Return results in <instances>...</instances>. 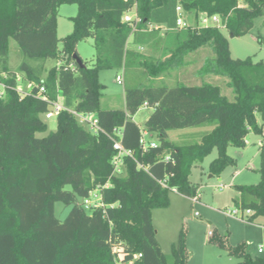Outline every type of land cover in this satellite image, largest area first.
<instances>
[{"label":"trees","instance_id":"obj_1","mask_svg":"<svg viewBox=\"0 0 264 264\" xmlns=\"http://www.w3.org/2000/svg\"><path fill=\"white\" fill-rule=\"evenodd\" d=\"M62 3H76L77 11L71 32L59 38L56 15ZM178 5L194 14V24L176 26ZM263 6L264 0H243L239 6L238 0H0V81L8 85L0 97V264H186L183 230L170 255L164 254L152 209L168 207L171 190L198 196V186L188 179L195 161L216 148L209 169L218 173L232 162L227 145L242 147L249 131H261L255 114L264 122V61L232 58L220 28L231 36L249 33ZM133 8L141 18L136 31L132 21L123 20ZM201 13L218 15L221 24L200 27ZM149 24L157 28L146 31ZM86 38L93 39L94 56L82 59L80 67L73 54L78 40ZM10 39L24 56L15 71L9 66ZM204 45L214 56L201 74L227 77L232 99L209 82L137 84L124 88L125 110L100 108V70L123 69L153 80ZM143 47L158 54H146ZM56 58L62 60L46 69V61ZM20 73L42 85L48 100L37 97L35 85L28 94L18 93ZM59 98L65 109L55 116L56 130L36 136L46 130L42 115L49 102ZM144 102L153 108L144 129L156 134V146L145 150L139 143L144 129L131 118ZM71 110L95 114L105 133L84 128ZM205 125L211 129L197 140L168 138L171 129ZM114 129L132 153L122 157L119 168L107 136ZM258 150L259 182L234 186V203L251 211L248 220L264 214L263 141ZM92 190L101 204L87 208L79 199ZM60 200L72 204L61 220L54 215ZM244 248L225 246L239 258L235 264H264V257Z\"/></svg>","mask_w":264,"mask_h":264},{"label":"rangeland","instance_id":"obj_2","mask_svg":"<svg viewBox=\"0 0 264 264\" xmlns=\"http://www.w3.org/2000/svg\"><path fill=\"white\" fill-rule=\"evenodd\" d=\"M76 11V3H62L57 7L56 35L59 38L71 32L73 27L71 17L76 14ZM262 12L254 18L252 28L247 34L231 36L221 26L220 31L228 39L232 58L240 59L251 56L255 62L264 61V6ZM182 15L186 17L190 24L195 23V16L192 12H184ZM198 17L201 18L202 15L199 14ZM139 50L146 52V54H158L150 47H143ZM76 51L83 60H91L94 56L93 39L78 40ZM8 56L10 69L15 71L19 63L24 60V56L20 54L17 43L13 39H10L9 42ZM213 56L214 53L209 46L204 45L185 54L182 65L169 68L166 72L160 74L158 78L149 79L148 81H144L132 72L130 74L126 73L123 69L100 70V108L125 110L124 88L137 84L172 86L176 82L196 85L209 82L220 87L222 94L232 99L234 94L232 88L227 85V77L213 73L201 74L203 64L209 59L211 60ZM25 60L31 62L29 59ZM61 60V58L47 60L45 68L48 69ZM42 74L44 78L46 76L45 72ZM117 74L122 75V83L116 81ZM18 79L16 90L19 92L28 91L32 81L25 78L21 73ZM152 110L153 108L150 106L142 105L131 118L141 129H144L146 127L144 122ZM94 116L95 114L88 115L89 119ZM255 117L261 131L259 133L249 131L245 136V144L242 147L227 145L226 153L232 158V162L226 163L218 173L213 174L209 169L211 160L218 155L216 148H213L201 159L196 160L192 165L188 179L198 186L199 199L197 201H192L190 199L192 196L185 197L171 190L168 195L170 199L169 206L152 209L151 218L155 236H157L164 254L170 255L171 245L177 241L178 232L182 229L185 236L186 264H235L239 258L228 253L225 246H235L241 243L245 246V252L250 253L252 256L264 257V214L246 221V215L241 217V212L243 213L244 210H241L234 203V199H237L234 190L235 185L256 184L260 180L258 146L262 141L264 142V122H262L260 113H256ZM42 119L46 123V130L37 132L36 136L38 137L56 130L55 116L47 119L42 115ZM82 126L89 129L87 123H82ZM210 129V125L171 129L168 138L176 142L197 140L200 133ZM145 138L156 141V134ZM66 188L70 187L67 185ZM98 197L99 193L97 191L96 197L91 196L90 199L94 202L97 201ZM79 201L83 202V199H79ZM71 207L72 204H65L61 200L55 201V217L59 220L63 219ZM226 210H237L238 213L229 215L224 213ZM211 238H214V241ZM219 242L223 246L219 245Z\"/></svg>","mask_w":264,"mask_h":264},{"label":"built area","instance_id":"obj_3","mask_svg":"<svg viewBox=\"0 0 264 264\" xmlns=\"http://www.w3.org/2000/svg\"><path fill=\"white\" fill-rule=\"evenodd\" d=\"M243 4V0H238V6L239 5H242ZM186 11H184V9H182L181 6H177L176 7V15H177V19H176V26L179 28V29H183L184 27H187V26H190L191 24L187 21L186 17H183L182 13H184ZM202 17L199 18L198 17V25L200 27L202 26H208L210 24H217V25H220L221 24V19L218 15H208V14H205V13H201ZM124 18L123 20L125 22H129V21H132L131 23V31H136L138 28V24L140 23L141 21V18L139 16L136 15L135 13V10L134 8L131 9L130 11H128L126 14L123 15ZM151 28H157V25H154V24H149V26L147 27L146 31L147 30H150ZM19 80V79H18ZM116 81L118 83H122L123 82V77L121 74H117L116 75ZM35 85L37 88H38V96L37 97H41L42 99L44 100H48V97L47 95L45 94L44 92V87L42 85H37V84H34L32 82V84H30V87H29V90L30 88ZM8 87V85L4 82V81H0V97L4 96L5 95V90L6 88ZM28 90V91H29ZM28 91H25V92H19L17 91L18 93H20L21 95H25V94H28L29 92ZM143 106H147L146 102L143 103ZM61 109H65V107L63 106L60 98L55 100V101H50L49 102V109L48 111L44 114L45 118H51L53 116H56L58 114L59 111H61ZM71 112L77 117L78 121L82 124V123H87L89 125V129L92 131V132H98V131H101L103 133H105V131L99 127V124H98V120H97V117L94 116L92 119H89L88 115L89 114H86V113H81V112H77V111H74V110H71ZM107 136L111 139L112 141V145H113V149H115L116 151V154L114 156V159H113V164H115L116 168H119V166L121 165V159L124 155H127V156H132V153L125 149L124 146L121 144V131L118 130V129H114L113 130V134H107ZM146 136H152V133L148 132L147 130H142V135L139 139V143L141 145V147L143 148V150L147 149L148 147H151V146H156V141H154L153 139L150 138V140L146 139L145 137ZM165 159H168V157H166ZM161 184L162 186L164 187L165 186V183L164 181H161ZM96 192L97 190H92L89 192V196L84 198L83 201H84V205L85 207L89 208L91 206H97V205H100L101 202L99 201V197L97 199V201H92L90 199L91 196H95L96 197ZM190 199H192V201H197L199 198L198 196H192ZM225 214H229V215H236L238 213L237 210H226V212H224ZM244 213V214H243ZM241 212V217H243L244 215H246V221H250L248 220V215L251 213V211L249 209H244V212ZM210 234V232H209ZM260 251V249H259Z\"/></svg>","mask_w":264,"mask_h":264},{"label":"water","instance_id":"obj_4","mask_svg":"<svg viewBox=\"0 0 264 264\" xmlns=\"http://www.w3.org/2000/svg\"><path fill=\"white\" fill-rule=\"evenodd\" d=\"M73 58L75 59V62L80 66V67H84V63L82 61V58L80 57V55L74 53L73 54Z\"/></svg>","mask_w":264,"mask_h":264},{"label":"crops","instance_id":"obj_5","mask_svg":"<svg viewBox=\"0 0 264 264\" xmlns=\"http://www.w3.org/2000/svg\"><path fill=\"white\" fill-rule=\"evenodd\" d=\"M131 41H132V36L130 37L129 39V45L131 46ZM29 89V88H28ZM61 100V99H60ZM148 117V116H147ZM259 147V146H258ZM176 192V191H175ZM198 198H199V195H198Z\"/></svg>","mask_w":264,"mask_h":264}]
</instances>
